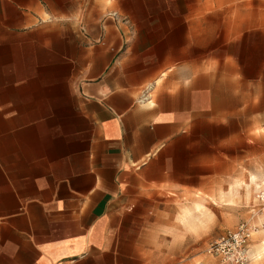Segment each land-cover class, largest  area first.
Listing matches in <instances>:
<instances>
[{
  "label": "crops",
  "instance_id": "obj_1",
  "mask_svg": "<svg viewBox=\"0 0 264 264\" xmlns=\"http://www.w3.org/2000/svg\"><path fill=\"white\" fill-rule=\"evenodd\" d=\"M215 10L0 0V264H160L201 142L264 127V10Z\"/></svg>",
  "mask_w": 264,
  "mask_h": 264
},
{
  "label": "rangeland",
  "instance_id": "obj_2",
  "mask_svg": "<svg viewBox=\"0 0 264 264\" xmlns=\"http://www.w3.org/2000/svg\"><path fill=\"white\" fill-rule=\"evenodd\" d=\"M215 6L217 15L234 20L251 16L260 7L264 10V0H215ZM224 24L222 18L216 19L217 35L224 34ZM212 72L222 78V68ZM247 130L233 135L230 146L213 148V143L201 142V157H219L220 164L194 166L185 177L182 195L175 197L169 190L166 212L162 207L161 214L150 215L167 223L162 230L166 239L152 247L160 264H216L220 258L207 252L209 244L241 223L251 233L248 264H264V215L256 199L264 187V127L249 123Z\"/></svg>",
  "mask_w": 264,
  "mask_h": 264
},
{
  "label": "built area",
  "instance_id": "obj_3",
  "mask_svg": "<svg viewBox=\"0 0 264 264\" xmlns=\"http://www.w3.org/2000/svg\"><path fill=\"white\" fill-rule=\"evenodd\" d=\"M256 199L264 215V187L258 189ZM250 236L248 225L241 223L236 230L229 231L218 240L211 242L207 252L219 256L222 264H248L251 261Z\"/></svg>",
  "mask_w": 264,
  "mask_h": 264
}]
</instances>
